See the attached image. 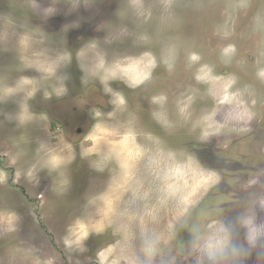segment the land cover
Wrapping results in <instances>:
<instances>
[{
  "label": "rangeland",
  "instance_id": "rangeland-1",
  "mask_svg": "<svg viewBox=\"0 0 264 264\" xmlns=\"http://www.w3.org/2000/svg\"><path fill=\"white\" fill-rule=\"evenodd\" d=\"M261 201L264 0H0V264H264Z\"/></svg>",
  "mask_w": 264,
  "mask_h": 264
},
{
  "label": "clouds",
  "instance_id": "clouds-1",
  "mask_svg": "<svg viewBox=\"0 0 264 264\" xmlns=\"http://www.w3.org/2000/svg\"><path fill=\"white\" fill-rule=\"evenodd\" d=\"M92 48H95V45L91 46ZM79 55H84L83 52H81ZM193 59H196L197 57L193 55ZM63 59H70V56H64L61 57V60ZM147 61V63H145ZM124 63H127V66H123ZM165 63H168L167 60H165ZM156 66L155 59L151 57L150 53H145V55L139 59L131 60L127 62H119L112 68L106 67V61L103 59V57H100L98 60V63L96 65L97 70H103V74L99 75V72H94V75H99V78L102 83L107 84V81L109 79L116 78L118 73H123L125 76H129L133 79L134 83L132 86H138L139 84L143 83L144 80L148 79L151 75V72L149 69L154 68ZM169 68H171V64L168 65ZM49 72H51V69H47ZM34 83V81L29 80L27 78H22L20 81V84L15 89H6L5 94H11L12 92L20 91L23 89L24 85H29ZM110 91V89H107ZM57 95L64 94L67 89L61 85L59 89H56ZM35 95V89L28 92V97H32ZM46 97H50L51 93H45ZM164 100V97L154 98V102H162ZM120 103H125L123 97L120 98ZM99 115V113H97ZM53 167H55L59 163V158L54 156L52 157L51 161ZM97 170L103 171V168L100 165H95ZM209 180H215L218 179V177H215V174H210L208 177ZM260 205L262 208H264V201L260 202ZM182 215V213H181ZM241 222L245 226H251L254 222V216H247L242 218ZM171 227V224L169 225ZM228 229L224 227L223 224H217L215 232L209 235L202 236L199 234V230L194 228L193 229V251H202L207 252L209 259L215 260L216 256L218 254H223L226 249L229 246V236H228ZM264 234V229L260 228H250L248 240L249 243H255L256 237L259 235ZM156 249H149V252L155 251ZM233 255L235 256L236 253L234 252ZM198 264H203V256L198 258Z\"/></svg>",
  "mask_w": 264,
  "mask_h": 264
},
{
  "label": "flooded vegetation",
  "instance_id": "flooded-vegetation-1",
  "mask_svg": "<svg viewBox=\"0 0 264 264\" xmlns=\"http://www.w3.org/2000/svg\"><path fill=\"white\" fill-rule=\"evenodd\" d=\"M155 80H158V79L155 78ZM155 80H154V83H155ZM150 82H151V81H150ZM61 123L63 124L64 127L67 128V123H66V122L61 121ZM77 130H78V133H81V134H82V133L84 134V132H85V131H84V130H85L84 128H78Z\"/></svg>",
  "mask_w": 264,
  "mask_h": 264
}]
</instances>
